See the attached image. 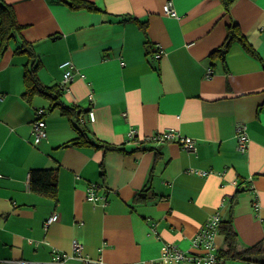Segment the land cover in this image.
Listing matches in <instances>:
<instances>
[{"label":"crops","instance_id":"crops-1","mask_svg":"<svg viewBox=\"0 0 264 264\" xmlns=\"http://www.w3.org/2000/svg\"><path fill=\"white\" fill-rule=\"evenodd\" d=\"M87 1L101 10L7 0L24 28L0 56V264H55V252L72 254L75 241L104 264H196L164 260V249L195 252L192 240L209 217L228 219L232 209L239 250L262 242L263 251L224 264L264 262V0H234L228 10L221 0H173L176 16L164 13L167 0ZM231 24L254 53L235 39L211 56ZM23 40L35 45L47 85L62 84L60 64L74 63L63 100L84 109L93 140L124 151L62 147L78 132L58 109L48 111L49 100L23 95ZM39 108L48 135L35 144ZM239 124L247 126L246 152L237 148ZM169 128L196 149L146 142ZM33 168L57 170L56 197L31 189ZM215 244L226 248L220 232Z\"/></svg>","mask_w":264,"mask_h":264},{"label":"trees","instance_id":"trees-1","mask_svg":"<svg viewBox=\"0 0 264 264\" xmlns=\"http://www.w3.org/2000/svg\"><path fill=\"white\" fill-rule=\"evenodd\" d=\"M221 1L228 10L234 0ZM67 3L72 9H87L90 11L101 10L95 3L87 0H67ZM23 28L24 25L19 23L13 5L8 3L7 0H0V56L5 54L9 49L11 42L16 39L17 35L21 33ZM235 39H239L249 51L254 53V50L246 42L240 32L238 25L231 24L228 27L223 47L214 51L211 56L214 57L215 54H220V51L228 49ZM16 52L26 54L28 57V60L24 65L25 91L23 95L29 100H32L36 96H41L49 100L50 105L48 111L58 109L62 115L70 120L74 129L78 132L76 137L63 143L62 147H82L90 145L99 149H104L105 152L125 150L122 146L93 140L90 136V128L87 121H85L84 109L76 104H67L63 100L62 96L65 86L62 84L47 85L43 83L39 75V69L41 68L42 63L35 51V45L32 42L23 40ZM44 109L46 114L47 110L46 108ZM146 142H151V140H146ZM142 149L146 148L142 147ZM159 154L160 152H156V155ZM30 187L37 193L56 197L58 194L57 170L55 168H33L30 172ZM149 190L150 188L147 189V191ZM146 197L147 194L141 193L140 199L145 200ZM232 210L229 218L223 220L220 226V233L224 236L226 243V248L218 250L219 258L222 260L221 264H224L227 259L251 260L253 256L263 251L262 242L246 249L239 250L238 233L234 227ZM259 264H264V262H259Z\"/></svg>","mask_w":264,"mask_h":264},{"label":"built area","instance_id":"built-area-1","mask_svg":"<svg viewBox=\"0 0 264 264\" xmlns=\"http://www.w3.org/2000/svg\"><path fill=\"white\" fill-rule=\"evenodd\" d=\"M163 11L165 14L176 16L177 10L173 5V0H167L164 4ZM164 54V50L160 49L156 53V57L160 58ZM61 68L64 71V79L62 85L66 86L67 83L72 82L75 77V65L71 60H66L60 64ZM213 70L209 69L207 73V77L212 76ZM4 94L0 91V98H3ZM45 109L39 108L37 109L36 118L33 122L32 134H33V142L35 144L40 143L44 138L47 137V123L44 118ZM89 119L91 121L95 120V114L93 110L88 112ZM237 148L241 152H246L249 147V136L247 132L246 124H239L237 126ZM134 131H131L129 134V138H134ZM147 140H151L157 143H163L167 141H176L181 144V146L189 151H194L196 149V142L193 138L182 136L175 130V128H169L162 132H157L151 137L147 138ZM201 172V171H199ZM203 175H207V171L201 172ZM91 199L96 198V185L91 186L89 189ZM105 195L99 196L100 198H105ZM58 219V214H51L47 220L46 225L49 226L54 221ZM223 219L220 212H215L212 214L204 227L200 232L196 234L193 238L192 243L195 248V252H184L180 250L175 245H168L164 249V253L162 259L170 260V261H188L196 264H221L222 260L219 258L218 249L215 244V237L220 232V226ZM16 264H38L33 261L28 260H17ZM52 263L55 264H104L102 261L91 260L88 257L82 255V245L75 241L74 242V251L73 253L56 251ZM148 264H159L157 261H151Z\"/></svg>","mask_w":264,"mask_h":264},{"label":"rangeland","instance_id":"rangeland-1","mask_svg":"<svg viewBox=\"0 0 264 264\" xmlns=\"http://www.w3.org/2000/svg\"><path fill=\"white\" fill-rule=\"evenodd\" d=\"M44 103H45L46 105H48V102H47L46 100H44Z\"/></svg>","mask_w":264,"mask_h":264}]
</instances>
